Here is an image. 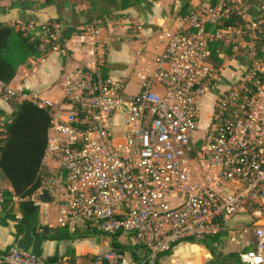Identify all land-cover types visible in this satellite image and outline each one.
<instances>
[{"label": "built area", "instance_id": "1", "mask_svg": "<svg viewBox=\"0 0 264 264\" xmlns=\"http://www.w3.org/2000/svg\"><path fill=\"white\" fill-rule=\"evenodd\" d=\"M233 12L235 24L222 28ZM42 31L58 42L57 26ZM237 41L246 50L245 69L210 101V122L196 137L200 101L219 79L209 46L234 47ZM63 46L64 54L80 56L63 77L61 107L23 96L50 108L31 200L40 206L39 196L46 193L59 227L73 234L83 228L106 239L109 249L83 264H160L181 243L224 234L236 246L251 236L253 248L239 251L237 260L264 264V6L258 17L231 1L228 7L194 9L168 37L153 68L138 75L135 95L103 76L95 23ZM4 96L16 94L6 89ZM6 122L0 115V147ZM6 192L0 172V214ZM237 217L244 223L230 226ZM0 264L77 263L64 255L51 263L9 246L0 248Z\"/></svg>", "mask_w": 264, "mask_h": 264}, {"label": "crops", "instance_id": "2", "mask_svg": "<svg viewBox=\"0 0 264 264\" xmlns=\"http://www.w3.org/2000/svg\"><path fill=\"white\" fill-rule=\"evenodd\" d=\"M121 0H0V24L15 26L41 40V55L31 58L17 69L13 80L0 85V115L6 120L13 112L14 105L23 101V96H36L41 102L61 107L63 77L75 64L80 52L65 50L58 42H52L42 31L45 25L57 26L61 31L73 28L75 31L96 24L99 28L100 53L103 56V76L123 83L124 92L136 84L135 95L139 91L138 75L145 68H153V60L163 52L168 37L177 32L183 19L197 7L210 6L211 0H139L135 5L122 9ZM224 0H218L222 2ZM251 17H258L264 0H228ZM53 45H52V43ZM64 43V42H63ZM226 52H229L226 53ZM222 65L219 66V79L200 103H207L208 109L200 122V130L206 128L211 119L209 103L215 96L227 90L234 79L238 78L247 64L246 50L240 41L234 47L224 45L219 53ZM10 89L16 97L6 98L4 91ZM207 112V113H206ZM8 192L12 188L4 179ZM17 214V213H15ZM19 215V214H18ZM39 222L49 227H58V213L48 203L39 206ZM239 217L230 226L242 225ZM15 222L0 221V248L14 246L37 253L48 261L60 255L83 264L88 258L106 252L109 244L102 235L75 241H42L34 237L29 227L17 239ZM95 236V237H94ZM227 234L207 239L214 250L212 256L202 243H192L182 249L179 244L171 253L164 255L160 264H240L237 253L253 248L254 239L249 236L241 246L228 242ZM105 241L102 243V239ZM212 239H217L211 243ZM92 242V243H91ZM66 243L64 246L60 244ZM191 243V242H186ZM195 249L197 250H193ZM217 252L219 254L217 255ZM219 255L222 257L216 258ZM209 257V260H207ZM207 261V263H205Z\"/></svg>", "mask_w": 264, "mask_h": 264}, {"label": "trees", "instance_id": "3", "mask_svg": "<svg viewBox=\"0 0 264 264\" xmlns=\"http://www.w3.org/2000/svg\"><path fill=\"white\" fill-rule=\"evenodd\" d=\"M138 2L139 0H121L120 5L122 9H127ZM219 4L228 7L229 1L219 3L218 0H211L210 7L215 8ZM236 21L237 17L233 12L221 27H231ZM79 32L73 28L61 31L58 43L62 46L65 40ZM41 45L40 39L33 38L25 31L16 29L15 26L0 24V83L9 84L20 66L25 65L31 58H38L41 55ZM223 48L222 43L209 46L211 61L216 67L222 65V60L218 56ZM49 109L32 101L23 100L14 105L13 112L5 123L6 137L0 147V172L3 179L9 182L12 192H6V202L2 207L0 221L15 222L16 239L27 227L34 237L42 241H75V238L97 235L98 233H89L88 230H83V233L77 230L73 234L68 227H49L39 222V206L32 202L31 196L38 186L41 161L47 146ZM13 197L20 200L14 203ZM15 213L19 214V218H16ZM216 241L217 239H212L210 242ZM202 244L212 256L215 255L210 243L205 240ZM114 246L120 247L115 244ZM55 259L56 257H52L49 260L52 262Z\"/></svg>", "mask_w": 264, "mask_h": 264}, {"label": "rangeland", "instance_id": "4", "mask_svg": "<svg viewBox=\"0 0 264 264\" xmlns=\"http://www.w3.org/2000/svg\"><path fill=\"white\" fill-rule=\"evenodd\" d=\"M136 84H133V85H131L127 90H126V93L127 94H134L135 92H136ZM208 109V105H207V103H200V112H201V120L203 119V117L205 116V111ZM207 113V112H206ZM201 120H200V122H201ZM200 124V123H199ZM203 134V130H200L199 132H198V134H197V136L196 137H198V136H200V135H202ZM82 225H81V223H78L77 224V228H80ZM79 230H81V233H83V228H81V229H79ZM90 236H92V235H90ZM90 236H87V237H79V238H75L76 240H82V239H89V238H93V237H90ZM95 237V236H94ZM101 237H103V236H101ZM65 241H67V240H65ZM103 241H105L104 240V238L102 239V243H103ZM123 241V240H122ZM92 243V242H91ZM66 243H62V244H60L61 246H64ZM187 244H192V243H183V247H182V249L184 250L185 248H188V246L189 245H187ZM194 249L193 250H197V249H195V247H193ZM107 249H109V246H108V248ZM219 254V252H217V255ZM222 256L221 255H219L218 257H216V258H221ZM207 260H209V257H207ZM205 263H207V261L205 262ZM236 264H238V263H236Z\"/></svg>", "mask_w": 264, "mask_h": 264}, {"label": "water", "instance_id": "5", "mask_svg": "<svg viewBox=\"0 0 264 264\" xmlns=\"http://www.w3.org/2000/svg\"><path fill=\"white\" fill-rule=\"evenodd\" d=\"M39 200L43 203H48L50 204L51 203V198L46 194V193H43L39 196Z\"/></svg>", "mask_w": 264, "mask_h": 264}]
</instances>
